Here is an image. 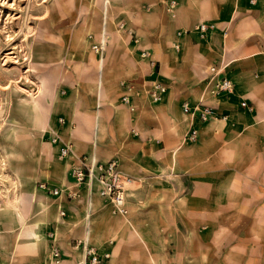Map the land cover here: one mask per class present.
<instances>
[{
    "label": "crops",
    "instance_id": "0c3cea01",
    "mask_svg": "<svg viewBox=\"0 0 264 264\" xmlns=\"http://www.w3.org/2000/svg\"><path fill=\"white\" fill-rule=\"evenodd\" d=\"M176 1L171 18L160 0H138L150 8L124 24L139 43L104 26L89 34L104 40L102 57L72 62L79 75L63 73L52 86L46 127L73 155L56 158L59 145L47 133L46 143L29 146L20 169L24 202L0 211V264H50L51 243L60 264H81L77 240L109 254L100 264H264V0ZM200 23L215 26L205 39L195 31ZM210 67L233 83L232 94L205 95ZM153 80L166 85L158 103L148 94ZM119 83L134 88L133 112L120 102ZM200 101L226 119L195 116L196 141L186 142L191 120L181 104ZM80 155L118 159L130 179L126 216L111 214L96 184L74 187L70 171ZM40 183L61 193H43ZM65 189L78 197L68 199Z\"/></svg>",
    "mask_w": 264,
    "mask_h": 264
},
{
    "label": "rangeland",
    "instance_id": "374dc122",
    "mask_svg": "<svg viewBox=\"0 0 264 264\" xmlns=\"http://www.w3.org/2000/svg\"><path fill=\"white\" fill-rule=\"evenodd\" d=\"M104 1L0 0V211L24 202L20 169L29 146L46 143L52 86L63 73L79 75L78 63L72 62L97 59L89 34L97 35L104 26L117 29L126 17L150 8L138 0ZM61 90L57 88V95ZM34 108L38 123L31 120Z\"/></svg>",
    "mask_w": 264,
    "mask_h": 264
},
{
    "label": "built area",
    "instance_id": "2783aa9c",
    "mask_svg": "<svg viewBox=\"0 0 264 264\" xmlns=\"http://www.w3.org/2000/svg\"><path fill=\"white\" fill-rule=\"evenodd\" d=\"M161 5L164 8L165 13L171 17H175V10L178 6L176 0H160ZM119 32L126 34L134 44L139 43L138 37L134 32L127 28L124 23H119L117 25ZM215 29L213 24L200 23L195 27V31L198 33L200 39H205L207 33ZM88 40L91 42L90 48L92 52L99 58L102 57L104 52V40L101 38L98 42L95 41L92 35L88 36ZM175 51L178 52L179 46L177 44L173 45ZM139 57L148 62L150 67H155V63L151 58V54L148 51H140ZM220 69L216 67L209 68V75L206 79L204 86V93L207 97L218 98L222 95H230L233 93V83L226 79L220 78ZM121 87L125 93L121 96V103L129 107V111L133 112L134 107L130 106V96L133 92L135 94L134 88L122 83ZM149 98L152 103H158L162 100L163 95L166 93V85L162 82L153 80L149 85ZM131 93V94H130ZM199 104L191 107L188 102H183L181 104V109L184 115L190 118L191 126L185 135V141L193 143L197 138V130L192 126L195 116L199 122L204 123L208 120L221 119L225 120L226 117H219L215 114L214 110L208 106H200ZM241 107H247L246 103L241 102ZM57 123L62 125L64 120L62 118L57 119ZM46 133L49 135V142L52 145H59L57 158L59 160H64L65 158L73 155V147L70 143L63 142L60 139L58 133L51 128H48ZM135 135L136 133L133 132ZM75 164L71 168L70 177L72 179L74 187H79L81 185L96 184L99 190V196L104 203L110 206L111 214L118 216H126L127 208L125 201V190L130 179L123 175L118 170V159L112 158L107 162H98L94 157L87 155H80L75 157ZM37 188L52 196H58L61 190L58 188H51L46 183L38 184ZM65 195L68 199H76L78 194L70 189L64 190ZM62 215V213L60 214ZM48 238L52 241L54 240L53 234H48ZM76 247H80L82 252V263L81 264H100L104 260L109 258V254L104 253L100 256L96 249L90 246L86 241L77 240L74 242ZM50 264H60L61 254L59 249L54 243H51L49 250Z\"/></svg>",
    "mask_w": 264,
    "mask_h": 264
},
{
    "label": "bare ground",
    "instance_id": "6f19581e",
    "mask_svg": "<svg viewBox=\"0 0 264 264\" xmlns=\"http://www.w3.org/2000/svg\"><path fill=\"white\" fill-rule=\"evenodd\" d=\"M108 1L109 0H105L104 2L106 3V5H107V3H108ZM105 7V6H104ZM102 61V60H101ZM40 102V101H39ZM38 104V103H37ZM99 114H100V112H99ZM54 146V145H53ZM58 152V151H57ZM55 157H56V155H54ZM55 157H53V159H55ZM57 158V157H56ZM56 161V160H55ZM58 161V160H57ZM90 223V222H89ZM98 226V225H97ZM96 226V227H97ZM86 231V230H85ZM88 231V230H87ZM86 234H87V232H86ZM88 237V236H87ZM102 253V252H101Z\"/></svg>",
    "mask_w": 264,
    "mask_h": 264
}]
</instances>
